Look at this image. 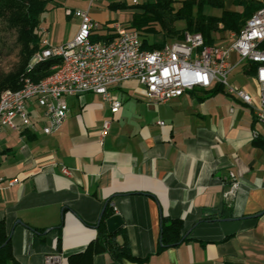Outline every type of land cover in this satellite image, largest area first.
<instances>
[{
    "label": "crops",
    "instance_id": "crops-1",
    "mask_svg": "<svg viewBox=\"0 0 264 264\" xmlns=\"http://www.w3.org/2000/svg\"><path fill=\"white\" fill-rule=\"evenodd\" d=\"M225 8L242 9L236 0ZM229 81L258 98L255 69L238 65ZM110 92L122 101L116 113L85 92L67 98L68 115L50 134L46 117L33 116L36 130L4 128L0 224L9 244L0 264H44L54 252L63 264H264V125L252 106L220 84L165 102L134 79ZM231 173L240 186L227 197ZM105 213L123 217L116 242L129 256L103 242ZM175 220L185 239L163 242Z\"/></svg>",
    "mask_w": 264,
    "mask_h": 264
},
{
    "label": "built area",
    "instance_id": "built-area-1",
    "mask_svg": "<svg viewBox=\"0 0 264 264\" xmlns=\"http://www.w3.org/2000/svg\"><path fill=\"white\" fill-rule=\"evenodd\" d=\"M75 15L80 19L75 37L58 46L49 45L48 39L43 37L42 45L47 47L33 58V62H37L45 55H60L62 69L57 80L26 95L22 101H14L12 94L7 103L1 105L0 138L5 127L16 131L36 130L37 122L33 116L49 119L43 131L50 134L68 115L67 98L85 92L100 94L116 113L122 101L110 92V87L132 79L145 86L149 98L155 102L178 98L195 88L220 84L229 94L252 106L256 121L264 125V5L253 13L239 32L229 33L230 42L224 46L207 43L200 32L187 31L181 40L147 49L139 30L120 23L113 25L111 40L97 39V32L104 24L94 19L89 9L77 10ZM233 55H237V59ZM246 63L255 65L259 85L257 99L229 81L234 68ZM110 125V120L103 123L102 136ZM259 136V130H255L254 137ZM63 171L70 173L66 167ZM231 177L227 197L240 186L233 173ZM44 264H63V256L59 252L47 254Z\"/></svg>",
    "mask_w": 264,
    "mask_h": 264
},
{
    "label": "trees",
    "instance_id": "trees-1",
    "mask_svg": "<svg viewBox=\"0 0 264 264\" xmlns=\"http://www.w3.org/2000/svg\"><path fill=\"white\" fill-rule=\"evenodd\" d=\"M180 5L175 6V0H154L133 7L132 27L142 34L143 45L147 49L162 47L167 39H180L184 30L200 32L207 43H214L213 33L223 25V29L239 32L246 21L260 7L256 0H236V4L242 9L230 11L225 8V0H180ZM49 0H0V21L16 33V41L19 45V62L14 70L0 77V97L3 90H18L23 86L25 78L29 77L39 82L54 72L53 67L60 63V59L51 57L45 60L33 62L36 53L47 46L41 44V23L45 12L49 10ZM219 8V14H206L204 6ZM110 7H125V3L112 2ZM182 23L183 28L179 25ZM162 36V41L150 40V36ZM113 36L108 34L99 39L111 40ZM247 70L255 69L251 63L245 64ZM105 213L101 225L102 240L113 251L121 252L119 255L129 256L128 248H120L116 242V235L107 231L104 221L109 218ZM182 222L175 220L169 226L163 228V242L179 243L184 240L181 232ZM9 236L5 226L0 224V246L8 247ZM91 247V246H89Z\"/></svg>",
    "mask_w": 264,
    "mask_h": 264
},
{
    "label": "rangeland",
    "instance_id": "rangeland-1",
    "mask_svg": "<svg viewBox=\"0 0 264 264\" xmlns=\"http://www.w3.org/2000/svg\"><path fill=\"white\" fill-rule=\"evenodd\" d=\"M49 1V10L43 15L40 32L42 38L45 37L49 40V45L51 44L52 46H58L67 43L74 38V35L80 24L79 17L75 15L77 10H87L88 8H91L92 13L97 17V19L101 21H109L106 24L103 23L104 25H102V28L98 30V36L96 37L99 39L98 37L105 35L107 32H110V36H113V25L116 23H120L124 27L131 28L133 12L137 10V8L133 6L154 0H96L93 2H91V0ZM179 1L180 0H175L174 4L176 7L180 5ZM112 2L125 3L126 6L120 8L110 7L109 4ZM69 10L74 13L71 14ZM203 11L206 14H219L221 10L219 8L207 5L204 6ZM179 25L182 28L184 26L182 23H179ZM187 31L192 32L190 30H184L182 38ZM230 32L232 31L225 30L223 29V25H220V28L213 33L214 44L221 46L227 45L230 42ZM149 38L150 40H156L159 42L163 39L161 35L150 36ZM182 38L167 39L166 42H174L181 40ZM19 48L20 47L16 41L15 31L11 30L4 22L0 21V77L11 72L17 66L19 62ZM233 58L235 59V56H233ZM239 69H241V67ZM246 80L249 79L246 78ZM239 83H241V79L239 80ZM4 91L5 90H3L1 93Z\"/></svg>",
    "mask_w": 264,
    "mask_h": 264
},
{
    "label": "bare ground",
    "instance_id": "bare-ground-1",
    "mask_svg": "<svg viewBox=\"0 0 264 264\" xmlns=\"http://www.w3.org/2000/svg\"><path fill=\"white\" fill-rule=\"evenodd\" d=\"M51 57H56L60 59V55H45L41 57V60H45ZM53 69H54V72L51 75H49L47 78L39 82H35L33 80H24L23 86L21 89L14 90V91L13 90L4 91L0 97V107L3 103H7V100L11 98L12 94L14 97V101H22V99L25 98L26 95L34 93L36 90L42 89L43 87L48 86V84H50V82L53 80H57V74H59V72H61V69H62V62L55 65Z\"/></svg>",
    "mask_w": 264,
    "mask_h": 264
},
{
    "label": "water",
    "instance_id": "water-1",
    "mask_svg": "<svg viewBox=\"0 0 264 264\" xmlns=\"http://www.w3.org/2000/svg\"><path fill=\"white\" fill-rule=\"evenodd\" d=\"M123 222V217L120 214H114L110 216L106 220L108 232H116L123 225Z\"/></svg>",
    "mask_w": 264,
    "mask_h": 264
}]
</instances>
